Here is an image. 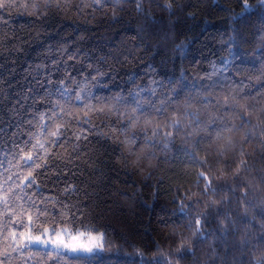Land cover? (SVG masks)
I'll return each instance as SVG.
<instances>
[{
  "label": "trees",
  "instance_id": "trees-1",
  "mask_svg": "<svg viewBox=\"0 0 264 264\" xmlns=\"http://www.w3.org/2000/svg\"><path fill=\"white\" fill-rule=\"evenodd\" d=\"M14 3L0 9V216L21 215L25 202L14 194L26 193L45 215L35 229L15 231L101 232L104 251L62 250L65 254L49 260L55 255L51 248L22 254L9 249L0 259L5 264H253L264 258L260 0H247L248 11L245 0H140L141 10L137 0ZM169 3L171 8L165 7ZM60 81L71 91L61 95ZM82 87L90 90L83 103L114 104L113 112L84 117L82 103L74 99ZM117 95L124 98L118 104L112 99ZM133 97L153 106L133 114ZM56 101L81 120L49 119ZM161 101L164 114L154 111ZM185 113H195L199 126ZM173 114L181 119L179 131L170 127ZM133 115L140 117L136 128L128 126ZM213 119L225 127L199 131ZM65 121L66 137L45 144L51 150L47 163L36 161L43 166L33 172L35 184L20 192L16 186L27 184L23 177L31 169L20 161L19 150L28 151ZM153 129L160 134L153 137ZM73 132H82L81 139ZM201 172L215 191L205 192ZM181 205L187 216L180 214ZM227 217L229 232L222 236L219 222L228 223ZM197 218L207 240L192 235ZM184 240L191 242V254L189 245L181 248ZM4 247L0 238V251Z\"/></svg>",
  "mask_w": 264,
  "mask_h": 264
},
{
  "label": "snow or ice",
  "instance_id": "snow-or-ice-1",
  "mask_svg": "<svg viewBox=\"0 0 264 264\" xmlns=\"http://www.w3.org/2000/svg\"><path fill=\"white\" fill-rule=\"evenodd\" d=\"M97 3L100 2V0H96ZM107 2H113V0H107ZM115 3H120L121 0H114ZM261 5H264V0H260ZM15 6L14 0H0V9H6L9 6ZM26 7V5H25ZM33 7H36V5H33ZM165 7L167 8H171V4H167L165 5ZM244 7V11H248V9L250 8V5L247 3V0H245V3L243 5ZM137 10H141V3L140 0H137ZM91 67V66H90ZM105 75L104 73H99L98 72V76H103ZM93 80H97V77H92ZM63 88V91L61 92V95H63L64 93H67L69 91H71L70 89L63 87L64 85V81H60L59 82ZM90 90L82 87L80 88V90L78 92H76L75 94V101H80L83 105L82 108L79 109V111H82L84 113V117H89V113H103L105 112V110L107 109V111L109 113L113 112V109L115 107L114 104H108V105H104L102 107L96 108L93 105H91L90 103H83L85 100V96L88 94ZM149 95H155V91H151L148 93ZM131 95V94H130ZM116 104L122 102L124 100V98L122 96H114L112 98ZM133 103L135 104V107H133L131 109V112L133 114L137 113V112H143L145 111L147 108H150L153 106V102L151 100H137L133 97ZM225 103H227V99L225 100ZM59 107L60 108V112L57 113L55 111V108ZM154 111L160 114H164L165 113V102L161 101L160 107L158 108H154ZM46 114H42L41 115V119L44 118ZM67 115L68 117H73L76 120L80 121L81 117L79 116L78 112L77 113H73V111L67 110L64 107L60 106V101H56V103L53 105L52 111H51V115L49 116V119H54L57 116H60L61 118ZM185 117L187 116H191V121L190 123H195L197 126H199L200 121L197 117V115L195 113H185L184 114ZM124 114L121 113V117H123ZM140 119L139 116H135L133 115L132 117L128 118V126H130L131 128H136L137 127V122ZM82 123H84L85 125L90 123V119L85 118L82 120ZM145 123H151L150 120H145ZM170 127L175 128L177 131L180 130L181 128V119H178L175 117V114H173V119L170 122ZM224 128L225 125L223 124H218L217 120L213 119L211 121H209V124L206 126L205 129H199V131H205L207 128ZM241 127H243V125H241ZM43 131V128L41 129ZM70 130V125L68 124L67 121H65V123L62 124H57L55 127V130L48 133V137H46L44 140H40L37 139L36 143L32 144L31 149H29L28 151L25 152L24 149H20V152H24V155L20 156V161L23 162L24 165L28 166L31 170L28 171L27 175H25L23 177V179L25 181H27V184H24L23 182L19 185H17L16 187L19 188L20 192H24V189L26 187H31L33 184H35V177L33 176V172L35 171L36 168H40L43 165L42 164H37L36 161L37 160H43L45 163H47V159L48 156L50 154V149L45 147L46 143H50L53 145H56L57 142L61 139L66 137L67 132ZM227 131L231 132L232 129L229 128L227 129ZM75 136L76 140H80L81 136H82V132L78 133V132H73L72 133ZM160 133L157 129H153V137L158 136ZM252 133L251 132H245L244 135L250 136ZM165 137H171L172 133L171 132H166L164 133ZM217 138H223L221 132H217L216 133ZM50 138H54V139H50ZM86 138V137H85ZM129 142H134V141H129ZM28 142H26L27 145ZM228 146L229 147H234L232 140L229 138L228 139ZM245 162L241 161V164L243 165ZM240 168H237V173H239ZM11 177H9L10 179ZM198 178H202L205 181H207V183L205 184V192H207L209 189H212L213 191H215L214 188H212V181L209 179V177L201 172L199 174ZM70 188H66L65 191H69ZM11 191V190H10ZM245 196H247V192L244 193ZM14 198L15 200L18 201H24L25 204L28 205V207H25V204H20L19 207L21 208V215H17L16 213H12L10 216H0V238H2L3 242L6 244V247H4V249L2 251H0V256H4L7 257L10 255L9 253V249L11 250V252L14 253H23V250L25 249H44L46 252L49 248H51V252L55 253V255H51L49 254L48 259L49 260H55L58 257H60L61 255L65 254L64 252H62V249L66 250V251H71L73 253H99L104 251V245H103V235L101 234L98 238H94V239H98L100 242L94 244L93 246H72L69 244L64 243L62 240H52L49 241L47 239H42L40 236H36V237H32L31 235H29L26 232H17L14 229L15 228H29V229H35L37 227V222L39 221V218L41 215H45L44 211H41V209L37 206L36 202L31 198V197H27L26 193L25 195H15L14 194ZM45 200L49 199V198H44ZM4 204L5 207H7L8 204V200L7 198H5L4 200ZM34 208L35 212L34 213H30V209ZM179 212L181 215L187 216L188 213L185 210L184 205L180 206ZM26 217V220H25ZM205 219H206V214H205ZM228 223H226L224 220H221L219 222L220 224V232L222 236H226L229 232V223L231 222V217H227L226 218ZM242 219L247 220V209H245V215L242 217ZM249 223H252V221H248ZM196 227H195V231L192 233V235L194 237L197 238L198 241H203V240H207L208 235L205 233L204 230H202L201 227V219L197 218L194 221ZM188 227H192V224H189ZM11 229V230H10ZM45 235H47V233L49 231L51 232H56L55 227H53L52 229H44L43 230ZM62 233L64 234H69V230L68 229H62L61 230ZM83 235V234H81ZM262 240H264V236L260 237ZM9 241H11V243H9ZM190 241L188 240H184L181 243V248H184L185 245H189V247L187 248V251L191 254L192 249L190 247ZM242 244L247 246L248 241L244 240L242 241ZM15 245V246H13ZM177 251L179 252L180 249H177ZM215 255V253H214ZM0 264H5V261L3 259H0ZM156 264H159V260L156 261ZM253 264H264V258H260V259H256L253 261Z\"/></svg>",
  "mask_w": 264,
  "mask_h": 264
},
{
  "label": "rangeland",
  "instance_id": "rangeland-1",
  "mask_svg": "<svg viewBox=\"0 0 264 264\" xmlns=\"http://www.w3.org/2000/svg\"><path fill=\"white\" fill-rule=\"evenodd\" d=\"M47 229H50V228H47ZM62 229H65V227L59 228L56 232L49 231L47 235H45V233L43 232L42 234H35L31 236L32 237L40 236L42 239H47L49 241L59 239V240H62L66 244L79 247V246H93L94 244L100 242L98 239H94V238H98L101 234L103 235V233L101 232H90V231H84V230H81L79 232H74L68 228L66 229L69 230V234H64L61 232ZM103 240H104V236H103ZM62 250L66 251L64 249ZM66 252L70 253L71 251H66Z\"/></svg>",
  "mask_w": 264,
  "mask_h": 264
}]
</instances>
